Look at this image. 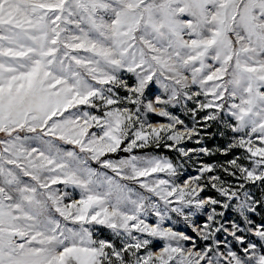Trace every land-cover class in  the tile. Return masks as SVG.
<instances>
[{
  "label": "snow or ice",
  "instance_id": "6c2138e0",
  "mask_svg": "<svg viewBox=\"0 0 264 264\" xmlns=\"http://www.w3.org/2000/svg\"><path fill=\"white\" fill-rule=\"evenodd\" d=\"M213 124L225 145L185 146ZM153 147L238 154L181 180L183 163L137 154ZM249 185L264 188V0H0V264H264Z\"/></svg>",
  "mask_w": 264,
  "mask_h": 264
},
{
  "label": "rangeland",
  "instance_id": "374dc122",
  "mask_svg": "<svg viewBox=\"0 0 264 264\" xmlns=\"http://www.w3.org/2000/svg\"><path fill=\"white\" fill-rule=\"evenodd\" d=\"M121 95H123V93H121ZM189 107H191V103L189 102ZM94 114H99V112H95ZM173 112L180 116L182 119L185 120V123L189 125V127L192 125L193 121L191 120V118L186 114V111L182 108H176L173 109ZM150 119L152 121H156L162 118H159L157 116H152L150 117ZM227 142V138H221L218 133H217V128L216 126L213 124L212 127L208 128L206 130V135L204 140L202 141V145H197L194 142H187L186 143V147L188 148H196V147H200V146H206L209 147L211 149H215L218 146H223L225 145ZM143 152H148L149 154L152 155H161V156H166L168 158H171L174 162L177 163H183L184 164V168L182 169L183 175L181 176V180H183L184 178H186L187 176H194L197 174V170L198 168L201 166V164H207V163H211V164H223L226 162V160L233 158V156L237 155L238 152H234L231 155L225 157L221 154H216V155H211V156H205L203 154L200 155H194L192 157L191 160L187 159V158H179L178 153L175 152L174 150H169L167 148H148V149H144V150H137V154H143ZM128 155L127 153H119L118 156L119 157H123ZM93 167H98L94 162L92 163ZM105 171H109V174L111 175L112 173L110 172V170H105ZM163 175V174H161ZM250 186V185H249ZM59 187H63V186H59ZM250 189V187H249ZM202 196H217V193L215 192V190L211 189L210 187L207 188L203 193H201ZM74 198L78 199L79 198V193L78 190L76 192H74ZM254 216L259 217V212H256L254 214ZM173 220L172 221H167L165 226H171L174 228V230L177 231H183L185 233H187L188 235H195V233H193L191 231V229L187 226V224L182 220V218H178L175 217V215L173 214ZM227 217L229 219H237L238 217L236 216L235 213H233L231 210H229L227 212ZM156 217L150 215L148 218V222L149 223H154L155 222ZM194 219H197L199 222H202L204 217L203 216H198ZM257 222V221H256ZM259 223V221L257 222ZM102 234L107 235V230L106 229H102L101 230ZM221 238H223V234H221ZM229 240H231V237L228 238ZM203 241H198V244L202 247L203 246ZM164 244V241L162 240H154L153 241V245L152 248L153 250H158L160 247H162ZM187 246V245H186ZM234 246V245H233Z\"/></svg>",
  "mask_w": 264,
  "mask_h": 264
},
{
  "label": "trees",
  "instance_id": "16d2710c",
  "mask_svg": "<svg viewBox=\"0 0 264 264\" xmlns=\"http://www.w3.org/2000/svg\"><path fill=\"white\" fill-rule=\"evenodd\" d=\"M250 187V189H249V191L252 193V194H254L255 196H257V197H260V194H261V192H264V188H261V187H259L258 185L257 186H249ZM257 212H259V217H256V216H254L253 215V219L255 220V221H261L262 219H264V208H258L257 209Z\"/></svg>",
  "mask_w": 264,
  "mask_h": 264
}]
</instances>
